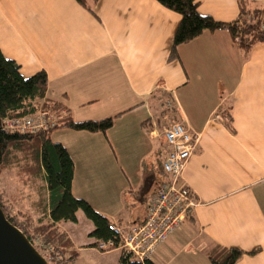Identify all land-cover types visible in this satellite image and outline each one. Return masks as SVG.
I'll use <instances>...</instances> for the list:
<instances>
[{"label": "crops", "instance_id": "0c3cea01", "mask_svg": "<svg viewBox=\"0 0 264 264\" xmlns=\"http://www.w3.org/2000/svg\"><path fill=\"white\" fill-rule=\"evenodd\" d=\"M241 2L264 7L199 0V12L230 23ZM180 20L156 0H99L93 12L77 0H0V51L25 79L45 72L46 98L75 122L115 119L106 134L61 130L54 141L74 161V197L120 226L143 222L166 181L160 116L147 113L156 103L161 115L165 95L170 116L200 137L182 175L198 206L151 260L211 264L218 245L258 250L237 264H264V43L246 54L228 31H206L170 61ZM77 219L60 225L78 254L73 264H118L122 249L100 252L94 225L82 212Z\"/></svg>", "mask_w": 264, "mask_h": 264}, {"label": "trees", "instance_id": "16d2710c", "mask_svg": "<svg viewBox=\"0 0 264 264\" xmlns=\"http://www.w3.org/2000/svg\"><path fill=\"white\" fill-rule=\"evenodd\" d=\"M98 1L77 0L90 12ZM156 1L181 17L173 37L170 61L179 58L177 50L180 46L189 44L206 31H228L234 43L246 54L264 43V7L250 8L248 3L241 2L239 18L226 23L200 14L199 0ZM48 83L45 72L25 79L20 66L6 59L0 51V208L48 264H73L78 256L73 242L60 225L76 223L80 212L94 225L89 235L95 241L94 247L112 241L114 250L122 249L118 264H155L151 259L140 261L122 248V241L110 228L112 221L95 211L87 201L74 197V161L69 151L53 139L54 133L61 130L106 134L113 128L115 119L75 122L66 106L46 98ZM162 99L166 100L165 95ZM39 113L54 117L56 126L36 133L6 130L7 120ZM222 116L230 127V111L225 110ZM257 253L258 250L245 253L217 245L207 256L211 264H237L245 255Z\"/></svg>", "mask_w": 264, "mask_h": 264}, {"label": "built area", "instance_id": "2783aa9c", "mask_svg": "<svg viewBox=\"0 0 264 264\" xmlns=\"http://www.w3.org/2000/svg\"><path fill=\"white\" fill-rule=\"evenodd\" d=\"M170 104V107L173 106ZM55 126L56 119L42 113L5 122L7 131L22 133L46 131ZM162 133L168 149L163 163L167 178L150 199L146 219L128 226L112 223L110 227L122 241V248L127 249L140 261L151 259L156 251L180 230L198 206L194 193L182 184V175L186 165L198 150L200 137L183 124L169 120L164 125ZM114 246L112 241L101 242L97 249L100 252H109L114 250Z\"/></svg>", "mask_w": 264, "mask_h": 264}, {"label": "water", "instance_id": "95a60500", "mask_svg": "<svg viewBox=\"0 0 264 264\" xmlns=\"http://www.w3.org/2000/svg\"><path fill=\"white\" fill-rule=\"evenodd\" d=\"M0 264H48L27 237L0 208Z\"/></svg>", "mask_w": 264, "mask_h": 264}, {"label": "rangeland", "instance_id": "374dc122", "mask_svg": "<svg viewBox=\"0 0 264 264\" xmlns=\"http://www.w3.org/2000/svg\"><path fill=\"white\" fill-rule=\"evenodd\" d=\"M170 103H171L170 100H164V99H162V106L161 107L163 108V111H162L161 115H159V108L160 107H158V105L156 103H151L150 104V107L147 109V113H148V116L150 118H151V116H152V114L154 112H156V113H154V116H153L154 118L157 119L160 116L159 117L160 122H158V124H157V126H158L157 127L158 129L157 130H158V132H159L160 135L163 134L162 131L164 129V125L166 124L167 120H169L171 122H173V121L176 122L174 120L173 116H170V113L173 110V106H171L172 108L169 106ZM169 110H171V111L169 112ZM58 135H59V131H56V133H54V135H53V139L57 138Z\"/></svg>", "mask_w": 264, "mask_h": 264}]
</instances>
